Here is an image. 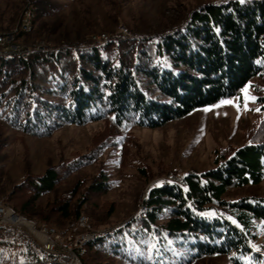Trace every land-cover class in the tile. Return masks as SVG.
<instances>
[{
    "label": "trees",
    "instance_id": "1",
    "mask_svg": "<svg viewBox=\"0 0 264 264\" xmlns=\"http://www.w3.org/2000/svg\"><path fill=\"white\" fill-rule=\"evenodd\" d=\"M53 2L33 0L39 6L32 24L55 8ZM28 37L22 29L15 33L16 40ZM98 43L67 41L25 58L0 54V126L34 135L64 124L105 122L86 153L29 175L5 195L6 204L24 217L63 231L75 226L82 208L109 188L106 172L95 175L82 193L83 182L76 181L43 207L40 196L94 162L105 148L118 146L123 157L130 126L155 127L215 104L264 73V0L206 3L156 37L119 36ZM259 109L261 116L245 143L220 150L211 170L187 173L184 189L174 184L151 188L144 209L121 228L82 243L76 250L81 264H112L116 258L134 264H192L212 256H225L230 264H264V255L250 244L255 222L264 226V196L223 199L228 189L257 184L263 176L264 96ZM20 243L29 261L54 264L41 252L45 259L36 256L25 233L0 227V248Z\"/></svg>",
    "mask_w": 264,
    "mask_h": 264
},
{
    "label": "rangeland",
    "instance_id": "2",
    "mask_svg": "<svg viewBox=\"0 0 264 264\" xmlns=\"http://www.w3.org/2000/svg\"><path fill=\"white\" fill-rule=\"evenodd\" d=\"M53 1L55 8L41 15L33 24L31 20L30 28L24 30L29 37L21 41L15 39V33L23 29V10L30 7L34 16L39 4L34 5L33 0H0V29L3 31L0 35L13 33V44L10 41L9 44L0 45V54L11 44L15 48H40L33 52H49L67 41L85 44L102 34L108 38H131L136 35L156 37L175 29L190 11L200 5L224 0ZM247 85L249 94L257 97L255 101L248 102L247 108L240 90L226 98L238 103L239 109L235 104H221L205 111L206 106H203L155 127L130 126L127 134L131 139L123 157L118 146L105 148L94 162L71 173L53 191L40 196L37 201L43 207L57 194L72 189L76 181L83 182L79 188L82 193L95 175L101 170L106 172L109 188L96 195V199L83 207L79 215L88 221V226L83 228L75 224L68 231L48 222L24 217L6 204L5 195L29 175H41L50 166L86 153L92 147L93 137L102 131L105 122L97 120L64 124L49 134L34 135L10 126H0V201L3 200L6 208L24 220L38 225L48 224L62 235L71 236V239L86 231H100L96 232L100 236L114 232L144 209V199L151 188L161 186L173 176L182 179L187 173L211 170L220 150L236 148L246 142L249 132L261 116L259 97L264 96V73L252 78ZM252 195L264 196V173L257 184L228 189L223 199L234 201ZM254 230L250 244L264 255V226L255 222ZM36 254L45 259L43 253L37 251ZM47 257L46 261H50ZM29 258L23 254L21 243L0 248V264L37 263L36 259L29 261ZM112 264L134 263L116 258ZM192 264L230 263L225 256H212Z\"/></svg>",
    "mask_w": 264,
    "mask_h": 264
},
{
    "label": "built area",
    "instance_id": "3",
    "mask_svg": "<svg viewBox=\"0 0 264 264\" xmlns=\"http://www.w3.org/2000/svg\"><path fill=\"white\" fill-rule=\"evenodd\" d=\"M31 9L28 7L29 19H31ZM12 34H2L0 35V45H6L8 43V39H11ZM108 37H95L93 41H105ZM36 48H15L13 46H9L5 48L4 52L14 51V52H30L34 51ZM169 179L178 180L180 183V177H171ZM142 209V206H141ZM86 220H81V216L78 217L77 225L85 228ZM11 224L15 226L17 229L21 230L25 233L31 241L40 242V244L45 245L46 249L56 251L59 253V257L64 258V260L68 261L69 264H78V257L76 255V250L78 248V242L80 238H84L86 236H90L92 232H83L78 234L71 239V236L62 235L61 232L57 230H49L46 225L41 224L38 225L36 223H30L26 221H22L21 217H19L16 213H8L4 208L3 200L0 202V225ZM100 232V231H95Z\"/></svg>",
    "mask_w": 264,
    "mask_h": 264
},
{
    "label": "bare ground",
    "instance_id": "4",
    "mask_svg": "<svg viewBox=\"0 0 264 264\" xmlns=\"http://www.w3.org/2000/svg\"><path fill=\"white\" fill-rule=\"evenodd\" d=\"M24 11V19H21L22 20V30H28L29 28H30V22H31V20H32V18H33V12H31V19H29V13H28V7H26V9L25 10H23ZM23 18V17H22ZM29 23V24H28ZM10 34H12V33H10ZM106 37V35L105 34H102V35H97L96 37ZM13 40V39H12ZM11 39H8V44H9V42L10 43H12L13 41H12ZM97 42H99V43H102L103 41H97ZM13 44V43H12ZM10 45V46H15V45ZM38 47V46H37ZM29 48H36V46H33V47H29ZM38 49H40V48H37L36 50H38ZM31 52H33V51H30V52H14V51H7V52H4V54H6V55H16V54H18L21 58H25V57H27ZM3 54V53H2ZM163 184H174V185H176V186H179L180 188H185L186 187V183H185V179H184V177L182 178V179H180V183H179V181H177V180H175V179H168L166 182H164ZM1 202V201H0ZM4 208L7 210V212L8 213H15V212H13L12 210H10L9 208H6L5 207V205H4ZM21 219H22V221H26V220H24L22 217H21ZM81 220H86L83 216H81ZM26 222H30V223H34V222H32V221H26ZM87 222L88 221H86L85 222V228L88 226L87 225ZM48 225V224H47ZM46 225V227H48L49 228V230H56L54 227H50V226H47ZM0 227H5V228H13V229H16V230H19V229H17L15 226H12L11 224H4L3 226H1L0 225ZM19 231H21V230H19ZM100 233H96V232H94V233H91V235L90 236H86V237H84V238H80L79 239V242H78V247L79 246H81V244L83 243V242H85V241H88V240H94V239H96V238H98L100 235H99ZM32 243H33V245L35 246V248L39 251V252H41V253H43L47 258H49V259H51L50 260V262L51 263H54V264H69V262L68 261H66V260H64V258H61V257H59V253H57L56 251H52V250H48V249H46V247H45V245H43V244H40V242H36V241H32ZM80 248V247H79ZM78 264H81L80 263V261L78 260Z\"/></svg>",
    "mask_w": 264,
    "mask_h": 264
},
{
    "label": "snow or ice",
    "instance_id": "5",
    "mask_svg": "<svg viewBox=\"0 0 264 264\" xmlns=\"http://www.w3.org/2000/svg\"><path fill=\"white\" fill-rule=\"evenodd\" d=\"M243 2H244V0H241V3H243ZM247 89H248V85L247 84L244 86V88L241 89V93H242V96H243L245 108H247V104H248L249 101H255L257 99V97H255L253 95H250L249 92L247 91ZM221 104H235L237 109H239V104L236 103L235 101H233L231 99L221 98V100L218 101V103L216 105L206 106L204 108V110L207 111L209 107H216V106H219ZM257 110H259V109H257ZM233 223H235L234 220H233ZM252 247L255 248L256 246L252 245Z\"/></svg>",
    "mask_w": 264,
    "mask_h": 264
}]
</instances>
